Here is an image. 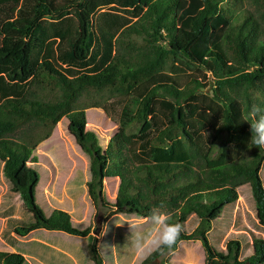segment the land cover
Masks as SVG:
<instances>
[{
  "label": "trees",
  "instance_id": "trees-1",
  "mask_svg": "<svg viewBox=\"0 0 264 264\" xmlns=\"http://www.w3.org/2000/svg\"><path fill=\"white\" fill-rule=\"evenodd\" d=\"M28 1L34 8L9 14L0 28V166L11 197H19L33 222L15 218L8 199L3 240L13 244L12 235L47 230L95 241L67 212L54 209L47 217L37 203L35 151L67 118L91 161L87 187L95 204L106 203L104 181L118 179L119 213L145 219L147 231L151 212L166 208L171 222L183 227L173 249L138 261L128 245L131 232L110 226L113 246L110 239L102 250L92 245L94 264H150L192 240L202 242L206 264H264V239L243 231L228 236L243 187L264 227V148L250 143L245 121L250 105L264 102V0H121L135 22L98 16L102 7L91 0ZM115 2L105 0L103 10ZM71 13L76 29L46 28L49 18L61 21ZM71 66L82 73L72 74ZM34 86L54 99L30 95ZM93 91L115 99L102 103L119 126L107 148L88 122L90 105L79 104ZM33 121L34 133L12 139ZM25 255L0 253V264H48L45 256ZM68 264H88L87 257L78 253Z\"/></svg>",
  "mask_w": 264,
  "mask_h": 264
},
{
  "label": "rangeland",
  "instance_id": "rangeland-1",
  "mask_svg": "<svg viewBox=\"0 0 264 264\" xmlns=\"http://www.w3.org/2000/svg\"><path fill=\"white\" fill-rule=\"evenodd\" d=\"M55 1L58 4H65L67 2V0ZM91 1H95L98 6L102 7L98 11V16H113V20L121 18L127 22L136 21V19L132 18L134 11L124 5L121 0H116L115 5L112 7L113 9L106 8L105 10H103L106 4L104 3L105 0ZM31 3H34V1ZM25 5L28 9L29 7L34 8L35 6V4H30L28 0H21L17 5L14 3V0H0V28L7 22V16L9 14L14 13L13 16L15 17V13L24 9ZM247 8L251 9L252 6L244 4L242 7V9ZM74 16L75 14L71 13L70 15L64 16L61 21L49 18L45 22V26L50 31L58 27L76 29L77 20ZM107 19L104 17L101 21ZM1 42L2 38L0 37V45ZM68 69L74 75L82 73L79 67L71 66ZM191 72H194V70H191ZM185 73L189 75L190 71L185 70ZM42 93L46 96L48 95V98L54 99L50 97L51 91L43 92L37 86H34L29 94L40 96ZM104 98L115 101V99L109 98L107 92L99 93L93 91L90 94L84 93L80 97L79 104L83 107L90 105L86 110L89 118L88 122L91 127L97 128L101 145L103 148H107L111 137L117 132L119 126L110 111L109 115L105 114L102 105ZM115 108L117 109V106ZM37 124L36 121H33L21 127L12 139L18 141V138L22 137L26 132L34 133ZM138 129L134 128L131 133H135ZM35 154L40 156V162L38 163L39 165L41 164V167H39L41 169H38L41 174V182L39 190L36 192L37 203L41 206L47 217L52 215L54 209L67 212L74 226L82 231L89 230L90 234L88 236L95 241L91 244L88 238L84 236L47 230L33 232L25 238H17L15 235H12L15 238L14 240L17 239L16 242L13 241V244L3 240L1 232L5 226L6 218L9 215L3 205H8V199L12 198L14 200L15 218L30 223L33 222V216L24 209L23 203L18 196L13 195L11 197L12 193L9 183L4 178L2 167L0 166V253L14 254L20 252L22 254L25 253V256L28 255L35 259H41L43 256H46L47 259L50 258L55 264H63L64 259L75 261L73 255L77 252L87 257L88 264H94L90 254L92 245L95 244L96 248L100 247V250H102L103 245L110 239V245L113 246V239L110 238L108 232L110 226L114 227V230L123 228L130 233V226L127 222H140L142 226L145 223V219H140L134 215L121 214L114 207V201L117 197L120 183L118 179H106L104 181L103 192L106 198L105 204L100 203L97 205L92 201L89 195V188L87 187V183L91 179V161L81 150L75 137L69 132V121L67 118H63L57 125L50 138L42 141L38 145ZM201 161L199 160L198 165H196V170L198 171L202 170L199 166L201 165ZM244 188L239 189L240 199L234 213L235 226L229 230L228 236L231 233L243 231L244 233L251 232L257 237L264 239V227L259 223L254 210L250 207L248 202L249 192H245ZM159 210L168 215L171 214L170 210L166 208ZM117 232H113V238L116 237ZM103 240L105 243H102ZM35 242H40L41 244H35ZM222 245H225L224 241ZM158 260L159 264H206V254L202 242L192 240L181 243L176 251L166 253Z\"/></svg>",
  "mask_w": 264,
  "mask_h": 264
},
{
  "label": "clouds",
  "instance_id": "clouds-1",
  "mask_svg": "<svg viewBox=\"0 0 264 264\" xmlns=\"http://www.w3.org/2000/svg\"><path fill=\"white\" fill-rule=\"evenodd\" d=\"M245 121L251 124L250 143L259 149L264 148V102L252 103ZM127 223L131 230L128 245L134 250L138 261L146 259L153 250L173 249L183 231L180 223L171 222V217L159 209L151 212L147 231L143 230L140 222Z\"/></svg>",
  "mask_w": 264,
  "mask_h": 264
},
{
  "label": "crops",
  "instance_id": "crops-1",
  "mask_svg": "<svg viewBox=\"0 0 264 264\" xmlns=\"http://www.w3.org/2000/svg\"><path fill=\"white\" fill-rule=\"evenodd\" d=\"M61 254H62V253H61ZM62 255H64V254H62ZM76 255H78L77 252H76L75 255H73V256L76 257ZM45 257H46V256H45ZM46 259H47V257H46ZM47 261H48V264H49V261H51L50 263L55 264L52 260H50V258L47 259ZM69 262H70V260H68V259H64V263H63V264H68Z\"/></svg>",
  "mask_w": 264,
  "mask_h": 264
},
{
  "label": "water",
  "instance_id": "water-1",
  "mask_svg": "<svg viewBox=\"0 0 264 264\" xmlns=\"http://www.w3.org/2000/svg\"><path fill=\"white\" fill-rule=\"evenodd\" d=\"M98 224H100V223L98 222ZM151 264H159V260L157 259L154 262H152Z\"/></svg>",
  "mask_w": 264,
  "mask_h": 264
}]
</instances>
